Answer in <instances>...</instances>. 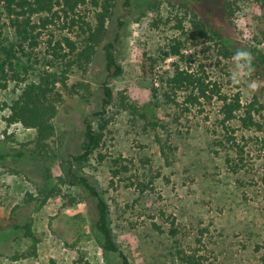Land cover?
<instances>
[{
  "label": "rangeland",
  "instance_id": "374dc122",
  "mask_svg": "<svg viewBox=\"0 0 264 264\" xmlns=\"http://www.w3.org/2000/svg\"><path fill=\"white\" fill-rule=\"evenodd\" d=\"M230 1L232 15L224 0H204V9L191 0H133L131 7L118 0L108 39L116 41L123 73L111 76L102 53L86 67L73 66L67 83L58 86L56 130L43 148L35 143L36 129L8 123L9 110L0 109V153H8L0 160V264H119L94 233L96 200L71 183L67 163L81 151L84 118L103 109L104 81L115 99L94 117L103 139L75 169L104 194L115 238L132 263L182 264L183 251H196L205 256L204 264H264V109L256 114L262 129L233 120L238 140L246 145L244 160L233 171L227 157H237L236 149L221 143L222 100L177 118L161 80L176 59H164L161 49L182 37L194 54V68L203 63L222 90L239 93L244 105L255 98L264 104V75L235 55L225 56L214 38L193 31L198 12L212 17L234 47L264 51V0ZM51 27L56 38L68 30ZM44 34L48 39L47 30ZM69 35L82 39L73 31ZM15 40L7 24L0 41ZM37 51L17 61L29 82L47 69L63 68L52 62L46 41ZM22 83L12 80L0 89V102L16 99ZM19 150L26 154L16 156ZM28 223L35 239L15 229ZM173 228L179 230L176 235ZM15 254L21 257L12 258Z\"/></svg>",
  "mask_w": 264,
  "mask_h": 264
},
{
  "label": "trees",
  "instance_id": "16d2710c",
  "mask_svg": "<svg viewBox=\"0 0 264 264\" xmlns=\"http://www.w3.org/2000/svg\"><path fill=\"white\" fill-rule=\"evenodd\" d=\"M195 7L204 9V0H191ZM118 0H0V36L4 28L9 24L15 33L16 40L10 43L0 41V89L8 88L12 80L21 84V93L11 102H0V109L7 108L6 116L8 123H22L24 127L36 129L35 143L43 148L48 145L54 136L56 126L54 119L59 110V102L62 95L59 90L60 83H67L68 73L73 66L86 67L102 53L106 70L111 76H120L123 73V65L120 63L116 51V41L108 39V22L113 18ZM133 0H125V6L131 7ZM86 6V7H85ZM223 8L232 15L230 0H224ZM85 7V8H84ZM88 7L92 12L88 13ZM193 20V31L200 36H210L222 46L225 56L235 55L240 48L234 47L232 40L226 36L221 28L213 21L212 17L201 16L196 13ZM58 29H68L67 33H60V38L52 29V25H58ZM123 27L125 22L121 21ZM45 30L48 39L45 40ZM76 32L82 39L80 42L69 35ZM118 40V37H116ZM47 42L48 54L52 62L62 65V70L47 69L39 80L28 81L18 69L20 55H34L37 49ZM252 54V63L246 62L250 68L258 74L264 75V51L253 49L248 51ZM162 57H176L172 61V69L162 75L164 97L166 102L171 103L177 118L186 111L199 108L203 111L208 105L213 104L215 99L222 100L221 126L224 129V138L221 143H228L230 148L236 149L237 157H227V162L233 171H238L239 164L244 160L246 152L244 144L238 140L235 134L236 128L232 122L239 119L245 128H263L256 114L264 109L257 98L247 105L242 102L241 95H228L222 90V86L201 63L199 68H194L192 62L193 53L188 52L186 39L174 37L167 48L161 49ZM154 63L158 59L149 56ZM189 63V65H184ZM28 72V69L24 70ZM103 109L84 118L85 138L79 153L72 154L67 160L68 173L72 176L71 183L81 186L84 191L97 203L98 217L94 225V233L108 255L117 259L119 264H133L128 254L117 242L111 225L110 205L97 184L87 175L79 173L75 166L89 159L93 152L101 145L103 133L94 124V117L103 115L107 107L114 102L115 93L109 82L104 81ZM156 90V88H155ZM25 150L16 152V156L22 157ZM8 153H0V160H5ZM262 187L264 190V173L262 175ZM16 230L25 231L27 236L34 238L31 224H16ZM177 228L172 229V234L178 233ZM35 241V240H34ZM36 252V243L33 245ZM258 248H262L258 245ZM20 254L12 256L20 258ZM205 256L195 252L183 251L182 264H204ZM264 261V255H263ZM52 264H56L55 261ZM90 264V263H89Z\"/></svg>",
  "mask_w": 264,
  "mask_h": 264
},
{
  "label": "clouds",
  "instance_id": "9594fccd",
  "mask_svg": "<svg viewBox=\"0 0 264 264\" xmlns=\"http://www.w3.org/2000/svg\"><path fill=\"white\" fill-rule=\"evenodd\" d=\"M234 58H238L240 62H248L250 64L253 60L252 54L243 49H238Z\"/></svg>",
  "mask_w": 264,
  "mask_h": 264
}]
</instances>
